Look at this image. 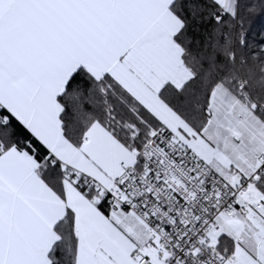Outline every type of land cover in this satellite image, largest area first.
I'll return each instance as SVG.
<instances>
[{"label": "snow or ice", "instance_id": "obj_1", "mask_svg": "<svg viewBox=\"0 0 264 264\" xmlns=\"http://www.w3.org/2000/svg\"><path fill=\"white\" fill-rule=\"evenodd\" d=\"M0 264H264V0H0Z\"/></svg>", "mask_w": 264, "mask_h": 264}]
</instances>
